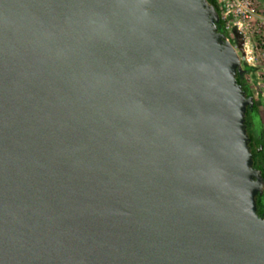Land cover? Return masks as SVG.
I'll return each instance as SVG.
<instances>
[{
    "label": "water",
    "instance_id": "95a60500",
    "mask_svg": "<svg viewBox=\"0 0 264 264\" xmlns=\"http://www.w3.org/2000/svg\"><path fill=\"white\" fill-rule=\"evenodd\" d=\"M212 0H0V264H264L248 70Z\"/></svg>",
    "mask_w": 264,
    "mask_h": 264
},
{
    "label": "built area",
    "instance_id": "2783aa9c",
    "mask_svg": "<svg viewBox=\"0 0 264 264\" xmlns=\"http://www.w3.org/2000/svg\"><path fill=\"white\" fill-rule=\"evenodd\" d=\"M220 7V17L226 39L237 49L236 40L240 39L245 55L239 52L240 58L248 65L255 58L264 59V17H258L254 0H217ZM257 19V25L252 24Z\"/></svg>",
    "mask_w": 264,
    "mask_h": 264
},
{
    "label": "trees",
    "instance_id": "16d2710c",
    "mask_svg": "<svg viewBox=\"0 0 264 264\" xmlns=\"http://www.w3.org/2000/svg\"><path fill=\"white\" fill-rule=\"evenodd\" d=\"M212 5L219 13L220 17V7L217 0H212ZM217 33L222 35L225 34L223 28V21L221 20L216 23ZM254 71V67H249L248 70L235 71L236 82L240 85L245 97L253 95L250 82L248 81L246 75ZM256 100L252 106L248 105L245 109V131L250 137L248 143L250 152L252 153V167L254 169H259L264 177V126L259 114V107ZM257 214L264 218V193L257 195L256 199Z\"/></svg>",
    "mask_w": 264,
    "mask_h": 264
},
{
    "label": "crops",
    "instance_id": "0c3cea01",
    "mask_svg": "<svg viewBox=\"0 0 264 264\" xmlns=\"http://www.w3.org/2000/svg\"><path fill=\"white\" fill-rule=\"evenodd\" d=\"M255 8L258 17H264V0H254ZM254 27L257 25V19L255 23L252 24ZM264 35V29L261 32ZM250 66L254 67V71H252L250 75V79H253L251 83V90L258 96V105L261 111V120L264 126V59H256L253 62H250Z\"/></svg>",
    "mask_w": 264,
    "mask_h": 264
},
{
    "label": "rangeland",
    "instance_id": "374dc122",
    "mask_svg": "<svg viewBox=\"0 0 264 264\" xmlns=\"http://www.w3.org/2000/svg\"><path fill=\"white\" fill-rule=\"evenodd\" d=\"M246 77H247L248 81L250 82V86H252L251 83L253 82V79H250V75H249V74H247ZM252 92H253V91H252ZM252 94H253V96H254V100L258 101V96H257L255 93H252ZM258 107H259V106H258ZM259 114L261 115V111H260V109H259Z\"/></svg>",
    "mask_w": 264,
    "mask_h": 264
},
{
    "label": "flooded vegetation",
    "instance_id": "af4514ba",
    "mask_svg": "<svg viewBox=\"0 0 264 264\" xmlns=\"http://www.w3.org/2000/svg\"><path fill=\"white\" fill-rule=\"evenodd\" d=\"M214 7V6H213ZM216 10V9H215ZM218 35L221 37V39H226V35L224 34V35H222V34H220V33H218Z\"/></svg>",
    "mask_w": 264,
    "mask_h": 264
}]
</instances>
